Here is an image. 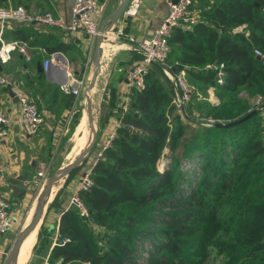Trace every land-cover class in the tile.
Listing matches in <instances>:
<instances>
[{"label":"trees","instance_id":"obj_1","mask_svg":"<svg viewBox=\"0 0 264 264\" xmlns=\"http://www.w3.org/2000/svg\"><path fill=\"white\" fill-rule=\"evenodd\" d=\"M189 9L196 21L168 39L175 70L184 68L193 88L187 113H174L172 83L152 63L91 166L92 184L78 191L90 219L61 207L80 166L49 203L44 217L59 209L58 240H67L51 245L48 264H264V115L216 126L264 98V66L253 53L264 52V0H194ZM210 64H222V83ZM209 88L217 101L207 100ZM195 115L214 122L193 131ZM165 148L169 160L160 162Z\"/></svg>","mask_w":264,"mask_h":264},{"label":"crops","instance_id":"obj_2","mask_svg":"<svg viewBox=\"0 0 264 264\" xmlns=\"http://www.w3.org/2000/svg\"><path fill=\"white\" fill-rule=\"evenodd\" d=\"M97 1L103 5L102 16L99 19L100 25L104 17L117 8L121 0ZM138 1L137 13L129 16L122 15L116 21H112L108 29L109 33L110 31L123 32L137 39L150 36L165 14L168 2L172 0ZM72 4L73 0H0V6L23 5L32 12L50 11L54 16L64 20L69 19ZM11 40H18L26 44L30 58L26 59L22 53L12 51L10 58L4 63H0V71L11 81L20 82L21 89L37 104L43 122L35 133H24L19 122L18 99L10 94L11 90L8 85L0 88V107L8 118L4 125L7 133L0 137V174L3 179L1 190L7 193L11 207V226L6 233L0 234V264L6 263V256L16 236L33 215L37 194L30 197L33 193L30 186L33 187L36 184L39 178L37 173L43 168L42 165H44L43 170L45 171L52 159V161L60 160L59 157L56 159L59 152L64 153V156L67 155L70 151L67 150V144L70 143L68 146L71 149L73 145L70 142L71 136L73 135L74 138L75 130H77L81 120L84 121L87 136L80 151L84 149L90 138L84 95L86 85L84 86L85 80H83L87 78L89 61L92 62L94 49L89 36L81 31H65L41 23L9 21L2 25L0 45L2 42ZM131 50L127 44L117 42L113 36H104L100 63L101 58L108 55H112L113 61L102 82L98 84L101 92L98 96L99 115L95 119L97 126L95 156L107 133L120 125L119 115L126 111L129 94L132 91L128 72L131 66L139 60H135L130 55ZM47 53H54L56 56L57 53H62L65 59L57 56L50 67L45 70L42 65ZM168 58L170 62H175L172 55ZM38 63L42 67L41 71L38 69ZM66 79H70L72 86L78 88L79 93L77 95L66 94L61 91L60 84ZM93 88L89 93L91 104ZM93 107L94 105H92V114L94 115ZM75 118L76 123H74ZM95 159L96 157L86 164L84 169L79 171L64 187L62 196L60 195L61 207L77 190L81 173L90 168ZM60 163L56 164V169L61 167ZM6 175L10 177L27 175L22 185L25 192L19 196L14 195L5 178ZM63 182L64 177L53 184L48 202ZM42 186L39 187V191ZM30 212L32 214L28 217ZM60 213L59 209H51L46 213L43 220L44 224H47L54 234ZM26 220L27 222H25ZM36 228L34 229L35 236Z\"/></svg>","mask_w":264,"mask_h":264},{"label":"built area","instance_id":"obj_3","mask_svg":"<svg viewBox=\"0 0 264 264\" xmlns=\"http://www.w3.org/2000/svg\"><path fill=\"white\" fill-rule=\"evenodd\" d=\"M193 1L194 0L169 1L167 10L160 23L153 29L152 34L148 37L137 39L123 32L115 33L111 31L110 34H108L117 39V42L125 43L129 48L137 50L140 53L139 60L131 66L128 72L131 88H141L144 84L145 74L150 65L152 63L159 64L163 73L173 86L171 103L174 106V113H179L181 115L187 113V106L191 100L193 88L186 79L185 69L179 68V70H175L174 67L176 62L169 61L170 45L168 39L174 28L185 26L190 27L196 21L195 14L189 9V6ZM138 8L139 1L130 0L122 15H135ZM102 11L103 5L97 0H73L69 19L64 20L60 17L54 16L50 11L32 12L23 5L0 6V32L2 25L9 21L20 23H41L65 31L84 32L89 36L92 45H94L99 32V19L102 16ZM240 28L241 27H238L237 29ZM12 51L22 53L26 59L30 58L26 44L18 40H11L2 42L0 45V63L6 62L10 58V53ZM253 53L264 66V52L259 48H254ZM56 58V54L47 53L43 60V68L45 70L48 69L50 64L55 61ZM208 66L216 69V81L222 83L224 74L222 64H210ZM19 83L20 82L11 81L0 71V88L4 85H8L13 95L18 99L20 112L19 122L23 132L26 134H33L42 124L43 117L41 116L35 101L21 89ZM60 89L66 94L77 95L79 93L78 88L72 86L70 79L63 81L60 84ZM207 93L208 101H217V96L215 95L213 88H209ZM250 110H256V112H260L264 115V98L261 95H256L252 98ZM7 121L8 118L0 107V137L5 136L7 133V130L4 128ZM213 122V118L206 117L204 118L203 125H210ZM129 128H132V126L129 125ZM115 135L116 129H112L107 133L105 140L97 150L96 158L101 156L103 151L111 145V141ZM166 149L167 148L164 149V152ZM166 158H168L167 153ZM42 166L44 168V165ZM43 168L38 171V177L43 175ZM90 171L91 167L81 173L77 190L70 195L65 207V209L74 208L79 216L86 219H90V215L80 200L78 191L87 190L92 184ZM2 181L3 179L0 174V234L6 233L11 226L10 201L7 193L1 190ZM54 235V243L59 241L58 244H63L67 240L65 238L58 240L59 234L57 230Z\"/></svg>","mask_w":264,"mask_h":264},{"label":"water","instance_id":"obj_4","mask_svg":"<svg viewBox=\"0 0 264 264\" xmlns=\"http://www.w3.org/2000/svg\"><path fill=\"white\" fill-rule=\"evenodd\" d=\"M130 0H121L119 5L115 10H113L110 14H108L104 19L102 20L100 26H99V32L96 37V41L94 44L93 49V55H92V69L89 76V81L87 85L84 88V95L86 98V117L88 125L90 126V138L87 145L80 151V153L73 159V161L67 163L65 166L60 167L56 169L50 177L47 179V181L43 184L42 188L40 189L39 193L37 194L35 198V208L34 213L29 220V222L23 227L18 235L16 236L7 256H6V264H16L17 262V256L19 253L20 246L24 239L27 237V235L33 231L38 223L41 221V218L43 215H45L46 209L51 202V200L48 202V194L50 191V188L55 183V181L60 177L64 176V179L69 174V172L74 169L75 167H78L89 155V153L92 151L95 141H96V127L94 123V115L92 114V104H91V97H90V91L92 90L95 78L97 76V73L100 68V57H101V44L104 42V36L110 34L108 32V29L112 23V21H116L119 19L125 7L127 6L128 2ZM176 0H172V2H175ZM11 52L10 54H12ZM59 57L65 59V57L62 55V53H57ZM38 69L41 71L42 67L38 63ZM10 94L13 96V93L10 92ZM14 97V96H13ZM256 113V110H250L245 115L225 123L217 122L216 126H224V127H231L252 114ZM165 161V160H164ZM119 167V166H118ZM6 180L8 181L11 190L13 191L14 195L19 196L25 192V188L22 187L23 181L26 180L27 175H17L16 177H10L6 175ZM55 244V243H53ZM52 247V246H51Z\"/></svg>","mask_w":264,"mask_h":264},{"label":"rangeland","instance_id":"obj_5","mask_svg":"<svg viewBox=\"0 0 264 264\" xmlns=\"http://www.w3.org/2000/svg\"><path fill=\"white\" fill-rule=\"evenodd\" d=\"M112 61H113L112 55H108V56H105L104 58H101L100 68H99V71H98L97 76L95 78V85H94L93 92H92V105H94V107H93L94 123H95L96 128H97V126H96V120L95 119L99 115V112H98V105H99L98 104V96L101 92V90L98 87V84L102 82L104 76L107 74V72L111 66ZM92 66L93 65H92V62L90 60L89 61V71L86 75L87 78L83 79V80H85L84 86L87 85L88 76H89L90 70L92 69ZM90 67H91V69H90ZM242 93L245 94V92H243V91H242ZM193 119H195V122H191V126H192L191 130L194 131L195 124L203 125L204 117L199 116V115H195V116H193ZM80 123H79L78 127L76 128L77 130H75L74 138H73V135L71 136L70 142H71V145L73 144L71 149L68 146V145H70V143L67 144V150L69 149L70 151L67 153L66 156H64V153L59 152L56 156V159L59 157L60 160L59 161H57V160L52 161L53 160L52 159L49 162L48 167H46L43 175L41 177H39L36 181V184H34L35 186L34 185H33V187H32V185L30 186V188L33 192L30 195V197L31 196L33 197L34 196L33 194H35V196H36V194H38L39 187H41L42 184H44L47 181V179L50 177V175L55 171L57 163L61 162L60 165H61V167H63L67 163L73 161V159H75V157L78 155V153L80 152L81 146L84 145V143H85V139L87 136V133L84 129L85 128L84 127V121L81 120ZM96 139H97V136H96ZM95 144H96V141H95ZM95 144H94L92 151L87 156V158L79 165L80 171L82 169H84L85 165L88 164L90 161H92L93 158L95 157V155H94V150L96 147ZM166 153H167V149L165 152H163V154L160 158V162L169 159V158H166ZM190 162L191 161L188 160V163H190ZM190 165H191V163H190ZM191 166H192L191 168H195L196 170L198 169V167L193 165V164ZM196 175H197V172L195 174H193V172L191 171V175L189 176L190 177V184H193L197 180ZM57 184H56V186H57ZM63 184H64V182H63ZM63 184L62 185L60 184L59 188H61L63 186ZM61 196H62V194H61ZM43 220H44V215L42 216L41 221L37 225L36 236H34V240H33V247L31 248V251L29 253V256H28L25 264H48L47 263V256L49 254V250H50L51 245H53V243H54L55 235L52 232V229H50V227L47 224H44L45 222H43ZM98 235L96 234V236H98ZM207 264H219V262L217 259L216 260L211 259L207 262Z\"/></svg>","mask_w":264,"mask_h":264},{"label":"bare ground","instance_id":"obj_6","mask_svg":"<svg viewBox=\"0 0 264 264\" xmlns=\"http://www.w3.org/2000/svg\"><path fill=\"white\" fill-rule=\"evenodd\" d=\"M102 45H103V42L101 44V56H102ZM81 124V123H80ZM88 142H89V139H88ZM87 142V143H88ZM87 145V144H86ZM85 145V146H86ZM62 177L64 176H60L57 180L61 179ZM56 180V181H57ZM55 181V182H56ZM53 186V185H52ZM52 187L50 188V191H51ZM58 189V188H57ZM50 191H49V194H50ZM57 191V190H56ZM49 194H48V198H49ZM34 213V211H33ZM32 214V212L29 213L28 217ZM28 219V218H27ZM27 222V220L25 221ZM34 230L31 231L27 237L24 239V241L22 242L21 246H20V249H19V253H18V256H17V262L16 264H24L25 261L27 260V257L29 255V252L31 250V246H32V243H33V240H34Z\"/></svg>","mask_w":264,"mask_h":264}]
</instances>
